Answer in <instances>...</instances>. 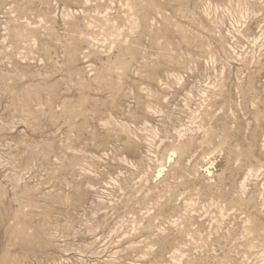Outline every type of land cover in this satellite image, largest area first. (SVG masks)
Here are the masks:
<instances>
[{
    "label": "rangeland",
    "instance_id": "374dc122",
    "mask_svg": "<svg viewBox=\"0 0 264 264\" xmlns=\"http://www.w3.org/2000/svg\"><path fill=\"white\" fill-rule=\"evenodd\" d=\"M0 264H264V0H0Z\"/></svg>",
    "mask_w": 264,
    "mask_h": 264
}]
</instances>
